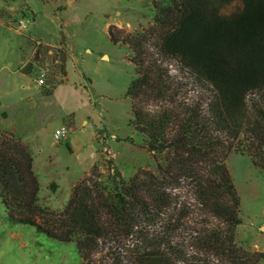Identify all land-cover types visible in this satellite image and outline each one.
<instances>
[{
  "label": "trees",
  "instance_id": "1",
  "mask_svg": "<svg viewBox=\"0 0 264 264\" xmlns=\"http://www.w3.org/2000/svg\"><path fill=\"white\" fill-rule=\"evenodd\" d=\"M159 1L155 21L167 29L161 52L179 59L211 96L205 107L147 112L143 100L160 91L164 73L146 66L139 41L130 43V124L155 170L125 180L94 167L55 211L40 202L29 147L0 136V201L11 223L75 244L82 264H264L263 253L237 240L241 199L227 168L247 97L264 91V0H241L230 17L219 8L233 0Z\"/></svg>",
  "mask_w": 264,
  "mask_h": 264
},
{
  "label": "rangeland",
  "instance_id": "2",
  "mask_svg": "<svg viewBox=\"0 0 264 264\" xmlns=\"http://www.w3.org/2000/svg\"><path fill=\"white\" fill-rule=\"evenodd\" d=\"M155 3L160 1L0 0V107L21 123L11 126L14 135L0 136L29 147L43 206L64 209L73 187L90 177L94 167L104 176L118 172L125 180L141 170H155L145 138L130 124L126 95L135 79L131 42L141 43L146 66L164 73L160 91L143 100L147 112L173 106L182 112L189 105H204L211 96L179 59L161 52L167 29L156 24ZM241 9L242 1L233 0L219 14L230 17ZM42 73L46 80L40 87ZM263 112L264 91L249 95L227 168L241 199L237 240L250 252L264 254ZM93 113L102 118L103 129H96ZM62 127L68 129L67 140L57 142L54 134ZM0 264L82 260L75 244L11 223L0 201Z\"/></svg>",
  "mask_w": 264,
  "mask_h": 264
},
{
  "label": "crops",
  "instance_id": "3",
  "mask_svg": "<svg viewBox=\"0 0 264 264\" xmlns=\"http://www.w3.org/2000/svg\"><path fill=\"white\" fill-rule=\"evenodd\" d=\"M31 13H32V17L34 18V20L36 19V13L31 9ZM104 58V56L102 57ZM2 109V105L0 107V125H3L2 127L0 126V132L5 133V134H13L12 131H15V129L13 127H11L12 125L18 124L19 122H17V120H12L9 116L8 113H6L5 111L1 112ZM9 125H7V124ZM88 121H85L84 124H87ZM21 123H19L20 125ZM14 135V134H13ZM70 149H72L70 147ZM71 194V193H70Z\"/></svg>",
  "mask_w": 264,
  "mask_h": 264
},
{
  "label": "built area",
  "instance_id": "4",
  "mask_svg": "<svg viewBox=\"0 0 264 264\" xmlns=\"http://www.w3.org/2000/svg\"><path fill=\"white\" fill-rule=\"evenodd\" d=\"M24 28H26V26H23ZM45 80H46V74L42 73L40 76V80L38 81V86H44L45 85ZM67 135H68V129L66 127H62L58 130H56L55 134H54V138L57 142L60 141H65L67 140Z\"/></svg>",
  "mask_w": 264,
  "mask_h": 264
},
{
  "label": "water",
  "instance_id": "5",
  "mask_svg": "<svg viewBox=\"0 0 264 264\" xmlns=\"http://www.w3.org/2000/svg\"><path fill=\"white\" fill-rule=\"evenodd\" d=\"M61 62L65 67L66 63H65V60L63 58L61 59ZM90 119L93 122V124L95 125L96 129H103V120L97 113L91 114Z\"/></svg>",
  "mask_w": 264,
  "mask_h": 264
}]
</instances>
